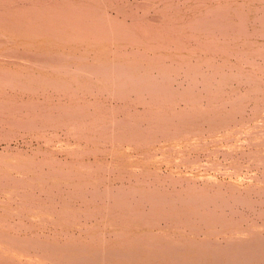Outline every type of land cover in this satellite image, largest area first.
<instances>
[{
    "label": "bare ground",
    "instance_id": "bare-ground-1",
    "mask_svg": "<svg viewBox=\"0 0 264 264\" xmlns=\"http://www.w3.org/2000/svg\"><path fill=\"white\" fill-rule=\"evenodd\" d=\"M0 264H264V0H0Z\"/></svg>",
    "mask_w": 264,
    "mask_h": 264
}]
</instances>
